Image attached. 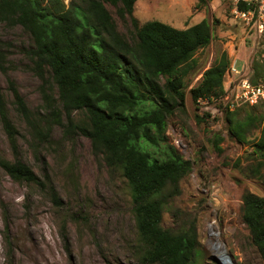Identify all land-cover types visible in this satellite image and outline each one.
<instances>
[{
  "label": "trees",
  "instance_id": "obj_1",
  "mask_svg": "<svg viewBox=\"0 0 264 264\" xmlns=\"http://www.w3.org/2000/svg\"><path fill=\"white\" fill-rule=\"evenodd\" d=\"M136 1L0 0V21L19 25L30 38L26 53L42 80L47 116L32 112L12 81L10 91L31 144L49 141L54 127L61 128L62 139L81 134L89 139L93 154L124 178L139 264H203L194 225L171 229L161 223L168 201L180 193L179 183L192 168V162L167 140V120L184 105L185 77L196 64L195 53L209 45L211 25L206 18L184 29L159 20L139 23L133 15ZM105 2L113 6L114 14ZM3 47L7 46L0 41V71L6 72ZM229 63L227 53H220L188 91L191 100L219 96ZM255 68L251 80L264 82V71ZM235 112L225 113L228 133L238 142L250 143L258 158L244 169L249 173L245 176L264 184L260 174L264 116L249 113L239 119ZM0 118L14 145L17 131L1 93ZM258 121L259 134L250 141ZM222 139L220 134L211 139L217 152L222 151ZM0 167L16 181L45 186L59 203L53 186L38 180L20 161L0 156ZM241 220L264 258V197L244 192Z\"/></svg>",
  "mask_w": 264,
  "mask_h": 264
},
{
  "label": "rangeland",
  "instance_id": "obj_2",
  "mask_svg": "<svg viewBox=\"0 0 264 264\" xmlns=\"http://www.w3.org/2000/svg\"><path fill=\"white\" fill-rule=\"evenodd\" d=\"M105 5L114 14L113 6ZM133 15L139 23L159 20L179 29L203 18L211 25L210 43L195 53L196 64L185 77L184 105L167 120V140L192 162V168L179 183L180 193L168 201L162 226L194 225L203 264H264L241 220L243 193L264 197L262 180L245 176L258 158L250 143L230 137L227 111L213 113L211 102L192 101L188 92L222 52L227 53L229 66L234 63L243 70L247 66L251 76L256 65L264 71V31L246 35L228 12L227 0H137ZM0 41L7 46L0 93L17 131L13 145L0 118V156L30 168L38 180L53 186L59 199L56 203L45 186L16 181L0 167V264H139L126 181L93 154L89 139L81 134L62 139L61 128L54 127L49 141L31 144L9 86L12 81L32 112L47 116L42 80L26 53L30 38L19 25L0 21ZM235 110L234 118L264 116L263 102ZM260 126L258 121L250 141ZM215 134L223 137L221 152L212 146ZM260 174L264 176V167ZM38 247L44 251L40 257Z\"/></svg>",
  "mask_w": 264,
  "mask_h": 264
},
{
  "label": "built area",
  "instance_id": "obj_3",
  "mask_svg": "<svg viewBox=\"0 0 264 264\" xmlns=\"http://www.w3.org/2000/svg\"><path fill=\"white\" fill-rule=\"evenodd\" d=\"M228 12L244 29L255 35L264 31V0H227ZM222 92L217 97L198 98V103L211 102L213 113L233 111L242 105L264 102V82H253L250 70L230 64L224 74Z\"/></svg>",
  "mask_w": 264,
  "mask_h": 264
},
{
  "label": "bare ground",
  "instance_id": "obj_4",
  "mask_svg": "<svg viewBox=\"0 0 264 264\" xmlns=\"http://www.w3.org/2000/svg\"><path fill=\"white\" fill-rule=\"evenodd\" d=\"M37 253H38L39 257H40L41 255L44 254V251L41 248L38 247ZM52 264H54V263L52 262Z\"/></svg>",
  "mask_w": 264,
  "mask_h": 264
}]
</instances>
